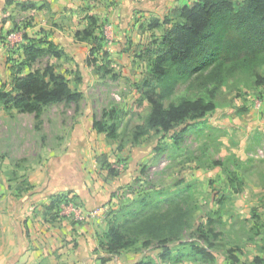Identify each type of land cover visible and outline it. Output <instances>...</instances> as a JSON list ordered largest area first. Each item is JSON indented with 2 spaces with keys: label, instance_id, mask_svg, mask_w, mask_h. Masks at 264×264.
<instances>
[{
  "label": "rangeland",
  "instance_id": "obj_1",
  "mask_svg": "<svg viewBox=\"0 0 264 264\" xmlns=\"http://www.w3.org/2000/svg\"><path fill=\"white\" fill-rule=\"evenodd\" d=\"M80 1L83 4L76 11L68 14L66 7L60 14V27L54 25L53 13H36L38 25L40 15L51 26L40 30L45 49L52 39L63 56L46 51L32 64L23 65L22 47L15 50L14 45L22 38L18 32L8 38L10 46L14 43L12 48L0 55V87L5 84L7 91L12 89L14 74L52 65L84 95L79 104H48L40 117L15 108L6 110L0 103V258L11 256L15 247L8 205L34 195L29 192L35 187L41 193L44 181L35 186L32 177L41 172L46 177L56 174L66 159L73 160L71 164L83 174L81 153L93 169V186L97 182V191L102 193L97 206L89 210L104 207L93 218L99 224L97 240L110 220H124L135 212L134 230L155 217L163 220L168 240L154 237L151 241L142 235L135 246L115 254L97 248L92 264H250L256 257L264 258V85L257 83L262 69L238 72L219 87L201 88L191 79H181L166 105L186 97H204L216 102V110L207 118L190 121L192 126L182 140L176 139L180 127L166 134L153 130L138 140L136 133L150 112V103L139 88L150 69L148 49L169 28L164 18L174 19L173 10L195 0H150L149 5L135 0V17L123 27L126 34L117 32L109 18L98 24L95 33L102 37L111 60L103 59L101 49L91 54L93 44L77 39L76 32L91 23L87 7L82 6L86 0ZM87 1H91L89 7L95 3L99 9L108 3L114 7L131 4L127 0ZM17 16L23 23L36 20L20 10ZM156 20L161 21L160 27H153ZM109 115L118 125V140L87 126L88 118L93 125L94 119H109ZM66 201V207L78 202L69 196ZM145 201L153 204L143 211ZM62 207L50 209L46 204L41 211L52 217L70 216L73 223L86 221L68 215ZM191 243H213L210 249L216 260L193 253ZM166 249L172 251L169 258L162 256Z\"/></svg>",
  "mask_w": 264,
  "mask_h": 264
},
{
  "label": "trees",
  "instance_id": "obj_2",
  "mask_svg": "<svg viewBox=\"0 0 264 264\" xmlns=\"http://www.w3.org/2000/svg\"><path fill=\"white\" fill-rule=\"evenodd\" d=\"M18 5L23 10H39L45 8L47 3L24 1ZM172 13L175 20L169 16L164 18L163 23L169 24V28L148 49L150 69L139 88L143 98L150 103V112L136 133L138 140L150 131L166 134L177 127H180V132L176 139L182 140L192 126L190 121L207 118L216 110V102L204 97H186L166 105V100L172 96L181 79H191L193 84L201 88L210 85L219 87L238 72L262 69L263 74H257V83L264 85V0H195L190 5L176 8ZM90 19L87 28L76 32L77 39L93 44L91 54L101 49L103 59L111 60L110 52L102 44V37L99 38L95 33L98 17L90 15ZM161 24L160 20H156L153 27H160ZM42 43L45 44L46 40L29 38L28 43L23 45V65L32 64L46 51L57 57L63 56V51L52 40H48L47 49ZM88 62L92 63L91 60ZM11 84L10 91L5 90V84L0 87V103L6 110L15 108L21 112H34L37 117L41 116L44 106L48 104H79L84 96L82 91L73 89L65 74L57 72L52 65L27 74L16 73ZM112 118L109 115V119H94L93 128L105 133L108 138L118 140L121 135ZM102 162L104 164L107 160ZM110 172L114 174L113 169ZM67 197H56L50 209L67 203ZM152 204L151 201H145L141 210L145 211ZM154 204H158L156 198ZM136 214H130L124 220L118 217L110 220L108 228L98 238L99 248L115 254L135 246L142 235L149 236L151 241L154 237L160 242L168 241L163 233V220L155 217H149L143 227L134 230ZM189 246L193 253L202 258L216 260V255L210 249L213 243L207 246L191 243ZM171 255L169 249L162 253L165 258ZM135 264L146 263L141 261ZM250 264H264V258L256 257Z\"/></svg>",
  "mask_w": 264,
  "mask_h": 264
},
{
  "label": "crops",
  "instance_id": "obj_3",
  "mask_svg": "<svg viewBox=\"0 0 264 264\" xmlns=\"http://www.w3.org/2000/svg\"><path fill=\"white\" fill-rule=\"evenodd\" d=\"M24 1L47 3V6L39 10H23L18 4ZM103 1L106 3L108 0ZM119 1L122 3L124 0ZM127 1L131 4L127 6L120 4V6L114 7L108 3L99 9L95 3L89 7L88 2L91 1L86 0L83 1L86 5L82 6L87 7L84 10L90 15L99 18V25L105 23L109 18L111 24L116 26L117 32L126 34L123 28L126 26L124 24L135 17V0ZM127 1L125 0V2ZM80 2V0H12V2L11 0H0V55H2L3 50L12 48L14 43L10 46L8 38L11 39L13 33H21L22 38L18 41L19 43L14 45L16 46L15 50L20 46L22 47L20 50H23V45L28 43L29 38H41L40 30L51 27L44 19L45 17L42 19L39 14L40 24H37V12L41 14L53 13L56 18L54 25L60 27V23L57 25L60 14L66 11V7L69 9L68 14L74 9L76 11L83 4ZM156 2L153 1V3ZM150 3V0L141 1V5H149ZM19 10L20 13L22 12L30 19L34 17L36 20L20 22L17 16ZM137 11L141 13V10L137 9ZM38 27L39 29H37ZM87 126L93 128L89 118ZM79 156L82 158L80 161L83 174L76 171L75 166L71 164L73 160L66 159L60 166H57L56 174L46 177L45 172H41L37 177H32L31 183L35 186L44 181L40 187L41 191L43 190L41 193L38 192L39 187H35L33 191L29 192V194L36 192L34 195L29 198L21 197L19 201H14L8 205L7 210L10 215L8 227L10 228V235L14 237L11 241L15 243V247L11 256L0 258V264H92V260L96 256V249L99 248L97 240L99 224L95 222L96 220L93 219L95 215L89 210L97 206L102 199V193L97 191L99 189L97 182L93 186L92 175L94 172L91 171L93 169L89 166L90 163L86 161L87 157L82 153ZM85 181H87L88 186L85 185ZM62 195H67L78 202L76 205L72 204L71 207H66L68 205L66 203H61L59 206H63L62 208L68 215H74L73 217L81 219V221L86 219V221L73 223L70 216L52 217L41 211L44 205L50 206L56 197ZM103 209L104 207L99 208L98 214H101ZM86 211L89 213L88 217L85 218Z\"/></svg>",
  "mask_w": 264,
  "mask_h": 264
},
{
  "label": "built area",
  "instance_id": "obj_4",
  "mask_svg": "<svg viewBox=\"0 0 264 264\" xmlns=\"http://www.w3.org/2000/svg\"><path fill=\"white\" fill-rule=\"evenodd\" d=\"M99 213V209H94L93 211H92V214L93 215H97Z\"/></svg>",
  "mask_w": 264,
  "mask_h": 264
}]
</instances>
